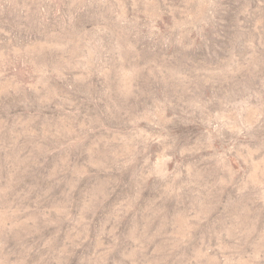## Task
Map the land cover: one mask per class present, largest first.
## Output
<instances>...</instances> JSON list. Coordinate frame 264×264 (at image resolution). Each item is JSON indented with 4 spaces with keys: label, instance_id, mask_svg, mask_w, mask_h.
<instances>
[{
    "label": "rangeland",
    "instance_id": "1",
    "mask_svg": "<svg viewBox=\"0 0 264 264\" xmlns=\"http://www.w3.org/2000/svg\"><path fill=\"white\" fill-rule=\"evenodd\" d=\"M0 264H264V0H0Z\"/></svg>",
    "mask_w": 264,
    "mask_h": 264
}]
</instances>
